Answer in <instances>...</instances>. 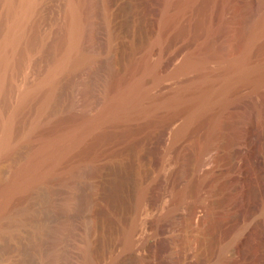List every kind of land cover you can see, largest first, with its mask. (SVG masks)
<instances>
[{
	"label": "rangeland",
	"instance_id": "obj_1",
	"mask_svg": "<svg viewBox=\"0 0 264 264\" xmlns=\"http://www.w3.org/2000/svg\"><path fill=\"white\" fill-rule=\"evenodd\" d=\"M164 1L39 0L36 9L38 12L31 14L23 25L24 36L20 44V50L28 43L31 45L28 51L30 83L40 81L59 59L61 50L68 44L71 7L81 4L82 58L76 66L65 67L59 75L56 92L58 109L56 108L54 115L60 114L62 119L73 122L85 119L100 109V65L110 66L108 68L112 71L113 83L109 89L112 93L120 77L127 81L137 74L140 65L157 61L159 77L152 80L149 76L153 81L150 83L151 89L153 92L166 93L182 80L194 76L195 72L181 77L170 74L184 57L193 51L203 50L210 37L215 46L225 51L227 34H242L241 42H238V46L242 47L248 34L247 29L254 21L253 13L245 6L246 0H230L224 8L219 0H197V4L183 14L177 24L163 27L161 20ZM5 5V0H0V53L9 21L5 14ZM212 5H215V8ZM222 21L226 28L212 37L210 27H218ZM59 43L62 45L60 52L57 48ZM258 51L253 58H256ZM121 55L124 58L119 62ZM213 64L214 62L211 65ZM8 75L9 71L6 72V78ZM246 87H241L239 92L248 90ZM19 89L20 86L14 82L11 84L7 95L9 104L4 111L15 101ZM242 110L241 105L226 108L221 112L215 110L214 117L212 114L207 115L202 123H197L178 140H174L172 134L186 118L188 112L184 113L185 110L160 109L149 117L106 122L94 130L93 135H89L87 142L73 155L69 164L94 156L97 160V172L90 176V183L93 184L95 180L94 184L100 185L105 178L118 181L114 188L127 207L122 208L119 213L109 210L113 223L111 234L115 235L112 243L109 246L100 245L98 225H94L90 238L85 235L87 226H84V219L90 218L89 216L93 219L96 216L97 220L96 214L103 212V208L99 207V199L98 204H86L87 193L90 191L88 185H81L85 190L79 187L77 191L66 186L64 196L70 201V207L67 206L62 215L67 220L66 228L61 231L64 232L61 235L64 239L55 241L59 244H46V232L38 228L36 222L11 227L0 233V264H91V261L95 264H110L113 261H118V264H177L179 259L184 264H208L215 261L225 245L227 236L240 222L237 216H229L234 206L236 207V204L230 203L229 189L241 173L239 160L244 145L238 131ZM219 116L228 119V124L222 128L228 143L203 151L196 169L190 172L188 166L187 170L179 175V151L187 152L189 163L194 145L207 139L213 130L214 119ZM257 140L261 144H258L259 148H264V132H259ZM216 152L223 154L224 160L215 161ZM10 169V162L3 163L0 166V177L6 178ZM209 172L213 173L212 177L203 181L198 189L199 193L197 192L201 201L198 210L200 209V216L202 218L203 215V218L194 223L191 238L182 253H179L176 245L180 241L183 242L188 235L183 227L187 203L191 199L194 200L195 196H185L183 204L176 209L175 217L173 215L165 218L163 213L170 205L174 193L185 188L192 178H201ZM220 184L223 185V190L213 189ZM96 194L95 198L98 197ZM207 201L213 202L210 211H213L214 217L211 220L206 216L208 208L204 205ZM85 204L87 208L84 207ZM92 206L95 208L92 209ZM96 211L98 213H95ZM130 225H135L134 238L132 237L134 242L126 247L123 245V233L124 228ZM92 257H97V261ZM238 259L230 264H241Z\"/></svg>",
	"mask_w": 264,
	"mask_h": 264
},
{
	"label": "bare ground",
	"instance_id": "obj_2",
	"mask_svg": "<svg viewBox=\"0 0 264 264\" xmlns=\"http://www.w3.org/2000/svg\"><path fill=\"white\" fill-rule=\"evenodd\" d=\"M198 1L165 0L161 25L168 27L173 23L177 24L180 17ZM219 1L224 8L230 0ZM5 4V14L9 21L0 53V166L10 162L11 169L6 178L0 177V233L11 227L36 222L38 228L46 232V244L62 240L61 235L64 232L62 234L61 231L67 225L66 218L62 217L63 210L70 203L64 196V187L70 186L77 191L81 185H88L90 191L87 193L88 196L86 195L88 198L86 204L92 202L98 204L99 199V207L103 208V212L96 214L97 220H95L96 216L93 219L91 216L86 218L87 220L84 219L87 224L84 225L87 226L85 235L90 238L94 225H98L100 245L109 246L115 238V235L111 234L113 223L109 210L119 213L122 208L127 207L115 189L118 181L105 178L100 185L98 184L99 186L94 184L95 180L93 184L90 183V176L97 172L94 156L78 159L79 161L69 164L73 155L78 153L87 142L89 135L106 122L149 117L160 109L185 110L184 113L188 112L186 118L172 134L174 140H178L197 123L198 125L202 123L207 115L213 116L215 110L221 112L226 108L241 105L243 110L241 114L239 111L240 131H238L244 145L239 160L241 173L235 180L231 179L234 182L229 189L230 203L236 204V207L232 205L234 210L229 216H237L240 222L227 236L218 258L208 264H230L236 258H239L241 264H264V148L263 146L259 148L261 144L257 140L259 132L262 134L264 132V0H246L245 6L253 13L254 21L247 29L248 34L242 47L238 46V42L240 43L242 39L240 33L227 34L225 51L215 46L210 37L205 42L203 50L188 54L170 73L172 76L181 77L195 72L194 76L182 80L166 93L153 92L151 89L150 83L153 81L149 76L152 80L159 77L157 61L140 65L137 74L127 81H123L120 77L112 93L109 89L113 83V74L108 68L110 66L100 65L101 107L93 115L73 122L62 119L60 114L54 115V112L57 108L56 92L59 75L65 67L76 66L82 58L81 4L72 5L70 10L72 19L68 44L61 50L59 59L50 67L48 73L35 83H30L28 79V51L31 45L28 43L20 50V44L24 36L23 25L26 19L37 11L39 0H5ZM213 7L215 8V5ZM224 28L226 25L222 21L221 25L210 27L209 31L214 37L215 33ZM57 48L60 52L61 43ZM256 51H258L256 58H253ZM123 58L121 55L118 58L119 62ZM210 62L214 64L211 65ZM8 71L9 75L6 78ZM13 82L20 86V89L15 101L7 111H4L9 104L7 95ZM243 86H247L248 90L240 93L239 89ZM208 118L210 120V117ZM216 118L213 121L215 122L212 126L213 130L207 139L194 145L189 163L187 152L179 151L177 158L179 175H182L188 166L190 172H193L200 163V154L203 151L228 143V138L226 139L222 132V128L228 124V119L220 116ZM223 158V154L216 152L215 161L224 160ZM212 175L213 173L209 172L201 178H192L185 188L174 193L170 205L163 213L165 218L173 215L175 217L176 209L183 204L185 196L189 194L195 196L194 200L191 199L192 201L187 203L183 227L188 235L183 242L180 241L176 245L179 253H182L185 244L190 240L194 223L203 218V215L202 218L200 216V209L198 210L200 200L197 192L203 181ZM96 177L100 178V176ZM213 189L221 191L223 185H217ZM95 194L99 198L97 196L95 198ZM86 204L83 206L86 207ZM204 206L208 208H206L207 215L205 214L207 219H213V211H210L213 202L207 201ZM94 208L92 206V209ZM124 229V244H122L126 246L134 242L132 237L135 225ZM92 258L97 261V257ZM178 262L177 264H184L180 259ZM92 263L95 264L91 261ZM110 264H118V261Z\"/></svg>",
	"mask_w": 264,
	"mask_h": 264
}]
</instances>
